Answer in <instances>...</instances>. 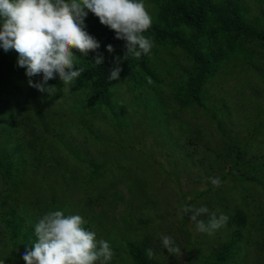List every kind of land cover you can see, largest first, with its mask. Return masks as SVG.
<instances>
[{
    "label": "trees",
    "instance_id": "trees-1",
    "mask_svg": "<svg viewBox=\"0 0 264 264\" xmlns=\"http://www.w3.org/2000/svg\"><path fill=\"white\" fill-rule=\"evenodd\" d=\"M152 2L153 9L149 11L143 0L152 19L151 27L143 33L153 42L151 53L142 55L139 59L132 56H128L127 60L121 59L119 80L110 81L108 76L115 66L114 57H124L126 42L117 39L115 32L101 24L99 18L90 11L84 20L85 30L100 42L98 52L103 54L104 61L101 65H96L93 60L96 52L90 51L84 57L79 50L72 49L77 63L73 70L82 67L84 72L70 86L63 84L57 74L55 79L48 81L55 88L51 96L29 85L26 69L18 65V53L14 49L5 52L0 47V180L3 179L9 185L11 195H18L21 188L29 185L25 181L30 172L29 166L34 173L39 172L42 179L54 172L49 167H41L44 160L49 158L43 149L51 150L56 145L58 147L54 149L69 152V156L88 168L86 175H80L76 167V173L71 170L68 176L65 172L69 170L67 165L62 167L59 158L55 157L58 166L64 168L59 176L66 184H73L78 180L81 184L75 185L89 187L96 183L111 182L112 178L108 175L113 170L109 166V159L89 155V147L77 141L72 128L75 127L77 133L85 134V142H94L101 141L105 136L96 126L99 125L96 118L113 119L114 126L119 131L129 127L130 117L127 115L126 105L121 104L122 86L130 94L128 104L135 107L133 102L138 103L137 107L141 105L144 109H140L147 112L149 124L159 132L158 140L165 142V138L171 140L175 137V143L179 146L178 134L185 135L170 126V119L178 114L176 110L174 113L168 111L169 100L178 105L180 110L193 106L209 110V101L212 100L209 88L214 86L216 79L222 77L223 73L233 71L239 60L257 62L264 58L259 50L264 48V19L261 16L249 17L247 0ZM109 44L114 47L112 53L107 51ZM174 50L183 52L187 65L180 64L174 57L165 60ZM261 72L264 77V67ZM31 79L39 81L42 74ZM66 87L69 88L67 91L73 103L69 106L75 112L71 113L72 116L66 112L68 108L63 99ZM166 89H170L169 94ZM211 103L221 112L230 111L224 97L220 102L214 99ZM68 114L71 120L66 117ZM212 114L215 116V113ZM178 127H184L183 122ZM28 129L30 137L27 138L23 134ZM48 133H51L54 140L52 145L46 146L45 135ZM121 146L125 148L128 145ZM237 147V159L226 175L232 176L231 180L238 184L243 193L252 186L256 187L255 183L264 187V154L253 161L245 156L247 148L242 145ZM140 188L142 187L136 190H141ZM212 189L210 187L207 191ZM118 195L119 192H115L114 196ZM100 198L101 196L98 197ZM224 198L216 196L214 203L223 205L225 215L229 217L225 224L226 240L211 250L209 256L203 257L202 261L205 264H248V254L244 250L248 243L256 242L264 246V231L260 230L261 226H257L260 221L264 225V204L259 202L262 197H252L254 205L258 204L260 209L257 213L249 212L239 205L228 208L223 203ZM0 204L6 205L7 198ZM102 211L105 215V210ZM0 220V264H4L1 259L11 262L13 253L17 256L24 254L37 238L33 227L17 213L15 206H9L0 212ZM82 227L89 231L93 229L90 223L83 224ZM255 227L262 232L257 239L252 231ZM149 248L152 249L151 237L147 233L136 240L127 241L126 251L131 263L162 264L156 259L154 252L149 258ZM3 252H7L6 256ZM115 255L114 253V257Z\"/></svg>",
    "mask_w": 264,
    "mask_h": 264
},
{
    "label": "rangeland",
    "instance_id": "rangeland-1",
    "mask_svg": "<svg viewBox=\"0 0 264 264\" xmlns=\"http://www.w3.org/2000/svg\"><path fill=\"white\" fill-rule=\"evenodd\" d=\"M144 1L148 10L152 11V0ZM247 3L250 18L261 16L264 19V0H247ZM259 50L264 54V48ZM168 57H174L180 64L187 65L180 50L169 53L165 60H169ZM236 65L233 71L223 73L209 88L212 100L220 102L222 97L226 99L230 106L229 112H221L211 103L212 100L209 101V110L195 106L180 110L168 98V111L174 113L176 110L178 114L170 119V126L185 135L178 134L179 146L175 143V137L171 140L165 138V142L158 140L159 132L149 124L147 112L141 105L143 109L137 107L138 103L133 102L135 107L128 104L130 94L122 86L121 104L126 105L130 117L129 127L119 131L113 119L96 118L99 124L96 126L105 136L101 141L94 142H85V134L77 133L76 128H72L77 141L89 147V155L109 159V166L113 170L108 175L112 178L111 182L96 183L89 187L75 185L81 184L78 180L66 184L59 176L64 168L58 166L55 157L59 158L62 167L67 165L69 170L65 172L68 176L71 170L76 173V167L80 175H86L88 168L69 156V152L54 149L58 147L56 145L51 150L43 149L50 159H45L41 167H49L54 172L42 179L41 174L34 173L29 166L30 172L25 178L29 185L21 188L18 195H11L9 185L3 179L0 180V202L7 198L6 205L0 204V212L15 206L17 213L33 230L38 220L50 211L62 210L65 215L78 214L85 221L84 224L92 225L98 241L110 243L116 254L110 264H132L126 251L127 241L136 240L144 233L150 235L152 250L160 263L205 264L203 257L209 256L211 250L226 240V226L224 224L211 234L199 232L196 222L190 219L191 212L183 218L178 215L182 206H206L209 213L202 214L198 219L207 224L210 213H216L217 218L226 214L223 205L214 203L216 196H224L223 203L228 208L239 205L253 213H257L259 207L258 204L254 205L252 197H262L259 202L264 204L263 186L255 183L256 187L252 186L243 193L238 184L231 180L232 176L226 175L237 159L238 145L248 149L245 156L253 161L264 154V77L261 74L264 58L257 62L239 60ZM68 89H64L63 99L68 108L66 112L72 116L75 112L70 108L73 103ZM166 92L169 94L170 89H166ZM260 111H263L261 115ZM69 114L66 117L71 120ZM73 122L77 123L76 120ZM181 122L184 127L179 128ZM25 131L23 135L30 137L27 133L29 129ZM45 136L46 146L52 145L54 137L51 133ZM122 144L128 146L124 148ZM208 177H219L221 186L214 187ZM138 187H142L141 190H136ZM210 187L213 189L207 191ZM115 192H119L117 197L114 196ZM8 194L10 196L7 197ZM102 210H105V215ZM262 225V221L257 224L264 231ZM252 231L256 239L262 234L257 227ZM165 235L175 240L182 256L171 255L163 248L160 237ZM244 250L248 254V264H264V246L249 242ZM6 254L3 252L4 256ZM13 255L11 262L6 259L1 261L4 264H26L23 254Z\"/></svg>",
    "mask_w": 264,
    "mask_h": 264
},
{
    "label": "clouds",
    "instance_id": "clouds-1",
    "mask_svg": "<svg viewBox=\"0 0 264 264\" xmlns=\"http://www.w3.org/2000/svg\"><path fill=\"white\" fill-rule=\"evenodd\" d=\"M88 11L113 30L117 39L126 42L124 57H114L110 81L119 80L121 59H139L151 53L153 42L143 33L151 27L152 19L143 0H0V47L5 52L14 49L18 65L26 69L29 85L51 96L55 88L48 81L57 74L63 84L70 86L84 72L82 67L73 70L77 63L72 49L79 50L84 57L90 51L96 52V65L104 61L103 54L98 52L100 42L85 30ZM107 51L114 52L113 45H107ZM41 74V80L31 79ZM207 179L214 187L221 186L219 177ZM189 212L197 231L209 234L229 219L223 214L217 218L212 212L206 224L198 219L209 213L206 206L184 205L178 215L183 218ZM84 223L78 214L65 215L62 210L46 213L34 225L37 239L23 254L26 264H110L114 257L110 243L98 241L93 231L82 227ZM160 241L169 254L182 256L171 236H161ZM147 255L153 256L151 248Z\"/></svg>",
    "mask_w": 264,
    "mask_h": 264
}]
</instances>
